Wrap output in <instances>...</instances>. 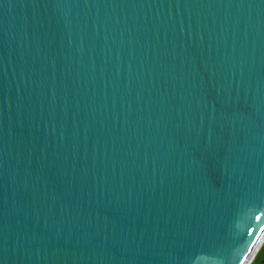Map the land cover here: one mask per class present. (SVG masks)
<instances>
[{"label": "water", "instance_id": "1", "mask_svg": "<svg viewBox=\"0 0 264 264\" xmlns=\"http://www.w3.org/2000/svg\"><path fill=\"white\" fill-rule=\"evenodd\" d=\"M263 240L264 0H0V264Z\"/></svg>", "mask_w": 264, "mask_h": 264}, {"label": "rangeland", "instance_id": "2", "mask_svg": "<svg viewBox=\"0 0 264 264\" xmlns=\"http://www.w3.org/2000/svg\"><path fill=\"white\" fill-rule=\"evenodd\" d=\"M263 248H264V244H263L261 250L257 253L256 257L253 259L252 264H261L264 261V251L262 252ZM259 253H261V254L259 255Z\"/></svg>", "mask_w": 264, "mask_h": 264}, {"label": "bare ground", "instance_id": "3", "mask_svg": "<svg viewBox=\"0 0 264 264\" xmlns=\"http://www.w3.org/2000/svg\"><path fill=\"white\" fill-rule=\"evenodd\" d=\"M263 242H264V240L261 242L259 248L261 247V245L263 244ZM259 248H258V249H259ZM258 249H257V251H258ZM257 251L255 252V254H254V256L252 257V259L250 260L249 264L252 263L253 259L255 258L256 254H257Z\"/></svg>", "mask_w": 264, "mask_h": 264}, {"label": "flooded vegetation", "instance_id": "4", "mask_svg": "<svg viewBox=\"0 0 264 264\" xmlns=\"http://www.w3.org/2000/svg\"><path fill=\"white\" fill-rule=\"evenodd\" d=\"M263 244H264V242H263ZM263 244H262L261 247L258 249L257 253L261 250ZM263 251H264V248L262 249V252H263ZM262 252H261V253H262ZM261 253H259V255H260ZM256 255H257V254H256ZM259 255H258V256H259ZM255 257H256V256H255ZM252 262H253V261H252ZM251 264H252V263H251ZM261 264H264V261H263Z\"/></svg>", "mask_w": 264, "mask_h": 264}]
</instances>
